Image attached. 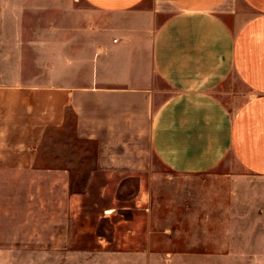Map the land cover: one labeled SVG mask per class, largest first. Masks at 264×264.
Returning <instances> with one entry per match:
<instances>
[{"label": "crops", "instance_id": "obj_1", "mask_svg": "<svg viewBox=\"0 0 264 264\" xmlns=\"http://www.w3.org/2000/svg\"><path fill=\"white\" fill-rule=\"evenodd\" d=\"M82 1L79 8L65 3L79 11L75 21L83 24L61 28L54 83L6 95L0 88V179L47 177L44 226L58 223V231L44 232V257L68 264L69 254H93L67 249V185L55 180L65 172L35 170L50 130L44 127L65 123L71 110L79 132L99 142L145 129L155 155L182 181L172 198L156 192L149 199L155 238L150 235L147 248L102 249L109 264H211L213 257L219 264L245 258L264 264L263 234L228 229L264 227V186L244 185L245 178L264 181V0ZM230 78L236 84L225 99L217 88ZM164 83L171 93L160 99ZM4 102L14 104L5 111ZM18 110L29 112L27 122L8 115ZM229 154L239 169L222 174L223 184L215 187L205 176ZM36 184L27 185L26 221L35 217ZM213 213L221 226L217 252L205 235L198 244L195 237V227L209 232ZM40 239L0 233V264L18 251L35 250Z\"/></svg>", "mask_w": 264, "mask_h": 264}, {"label": "rangeland", "instance_id": "obj_2", "mask_svg": "<svg viewBox=\"0 0 264 264\" xmlns=\"http://www.w3.org/2000/svg\"><path fill=\"white\" fill-rule=\"evenodd\" d=\"M35 1L36 4L30 6H11L7 4L9 0H4L5 4L0 5V88L4 95L22 93L16 87L54 83L57 79L55 69L59 65L61 28L73 30L83 24L75 21V14L79 11L65 5L72 2L79 8L85 6L82 0ZM235 84V80L230 78L217 88V93L226 99L227 92ZM161 91L160 99H163L171 93V88L164 83ZM13 104L4 102L5 111ZM8 115L15 121L18 117L24 122L29 120V112L25 110L9 112ZM44 129L50 130L39 149L35 170L65 172L61 177L55 176V180L64 181L67 185V249L93 251V254L82 257L69 254L68 264H109L111 259L102 253V249L147 248L150 235L155 238V234H150L155 228V214L149 212V199L156 192L172 198L182 182L155 155L148 131H133L132 137L122 133L99 142L79 132L77 117L71 110L67 112L65 123L46 125ZM238 169L234 155L229 154L205 177L212 178L213 185L219 187L223 184L222 174ZM33 176L16 178L12 174H4L0 179V196L3 199L0 207L3 204L4 208L3 215H0V233L5 236L39 235L41 238L35 242L34 252L31 247L18 251L4 257L5 264L8 261L9 264H50V260L54 264V258L44 257L42 237L47 229L57 232L58 223L45 229L43 184L47 177L43 173ZM248 179L244 180L245 186H264V181ZM31 181L37 183L34 191L37 203L34 202L31 209L35 217L26 221L23 213L29 192L27 185ZM213 198L219 200L220 196L216 194ZM218 215L213 213L212 223L206 227L209 232L202 234L201 227H195L197 244L205 235L213 252L219 250L221 226ZM228 229L229 234L251 230L250 233L264 235V227L229 226ZM253 260L245 258L241 264H252ZM211 261V264H219L218 257Z\"/></svg>", "mask_w": 264, "mask_h": 264}]
</instances>
